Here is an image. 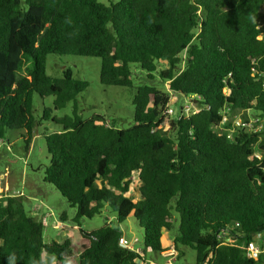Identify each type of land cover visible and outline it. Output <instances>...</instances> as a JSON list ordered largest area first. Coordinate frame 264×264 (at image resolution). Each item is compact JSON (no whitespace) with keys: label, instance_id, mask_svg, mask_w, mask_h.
Listing matches in <instances>:
<instances>
[{"label":"trees","instance_id":"1","mask_svg":"<svg viewBox=\"0 0 264 264\" xmlns=\"http://www.w3.org/2000/svg\"><path fill=\"white\" fill-rule=\"evenodd\" d=\"M263 10L264 0H0V143L23 130L30 152L44 122L60 126L45 134V182L76 209L78 226L107 208L118 225L132 216L144 229L143 254L161 255L177 220L174 247L194 250L196 264H264L244 248L259 235L264 244V129L233 140L218 131L226 111L264 120ZM50 56L99 58L101 84L125 89L137 66L198 109L176 115L165 131L171 96L144 84L133 126L85 119L78 102L89 83L71 69L48 75ZM36 95L55 98L40 117ZM70 103L71 116L55 115ZM44 231L24 196L1 199L0 264H147L120 246L124 233L111 222L80 229V246L47 243Z\"/></svg>","mask_w":264,"mask_h":264},{"label":"rangeland","instance_id":"2","mask_svg":"<svg viewBox=\"0 0 264 264\" xmlns=\"http://www.w3.org/2000/svg\"><path fill=\"white\" fill-rule=\"evenodd\" d=\"M101 3L109 4L120 0H98ZM264 13V10H263ZM264 24V15H263ZM185 58V55L182 56ZM184 65V64H183ZM165 65L163 66V68ZM66 69H71L74 77L87 81L89 89L79 97V113L85 119L101 115L106 119L107 124L121 129L133 126L134 95L139 86L144 84H154L162 91L171 96L170 107L164 113L167 121L163 125L164 130L170 128V121L176 115H181V109L191 107L197 111L196 102L193 98L180 94H173L169 90V84L162 83L157 74L155 79L150 80L146 73H142L137 66H134V87L125 89L116 86H105L100 81L101 59L74 56H50L48 58L47 73L52 77H62ZM54 97L40 98L35 96L34 103L35 115H43L44 107H54ZM173 109L178 108V113ZM73 104L60 111L55 112L58 117L66 115L71 116ZM247 117H252V112H244ZM264 122V121H263ZM59 125L52 122H44L40 130L35 134L32 143V149L27 152L23 130H9L5 139L0 143V200L7 196H24L25 206L32 216L39 221H44V238L47 243L57 241L63 243L71 240L77 245H83L86 241L83 239L80 229L86 232L96 231L110 222L113 226H119L124 233L125 238L134 242L137 238L139 243L135 248L144 250V229L131 216L125 222L118 225L117 214L110 209H105L101 215L93 219H83L81 226L75 222L77 211L71 207L70 203L64 198L57 188L50 183L45 182L46 168L50 162V155L47 149L45 134L60 131ZM258 155H261L258 152ZM5 174L6 178L2 177ZM139 184H134L132 190L139 198L137 189ZM22 193L18 195L17 193ZM66 216V220L62 217ZM179 221H175V227L171 231L165 232L164 243L169 248H174V240L178 234ZM251 250L256 251L259 257L264 256V244L259 235L255 243L250 246ZM247 251L250 250L247 248ZM142 253V251H140ZM258 257V258H259ZM143 258L147 264H166L167 259L152 250H146ZM174 264H196V252L190 248H182L178 259Z\"/></svg>","mask_w":264,"mask_h":264},{"label":"built area","instance_id":"3","mask_svg":"<svg viewBox=\"0 0 264 264\" xmlns=\"http://www.w3.org/2000/svg\"><path fill=\"white\" fill-rule=\"evenodd\" d=\"M172 113L175 111V113H178L179 109H173L171 107L170 110ZM196 110L192 109L191 107H186L185 109H181V116H189L192 113H195ZM244 112H250V111H226L223 113V119L222 123L218 128V131L221 135H227V138L229 140H233L235 138V134H238L240 131L250 132V133H260L264 129V120L260 118V116L256 114H252V117H247ZM256 156L259 157L258 152L256 153ZM18 195H21L22 193L18 192ZM23 195V194H22ZM139 239H135L134 242H131L127 238H124L122 242L120 243V246L125 249H130L133 251H136L140 255L143 256V250L135 248V244L139 243ZM254 244V243H253ZM251 244V245H253ZM250 245V246H251ZM247 251L248 255L250 257H254L258 259L259 255L258 253H255L256 251L251 250ZM142 251V253L140 252ZM178 251L174 248H169L161 253V256L167 259L166 264H174L178 257Z\"/></svg>","mask_w":264,"mask_h":264},{"label":"crops","instance_id":"4","mask_svg":"<svg viewBox=\"0 0 264 264\" xmlns=\"http://www.w3.org/2000/svg\"><path fill=\"white\" fill-rule=\"evenodd\" d=\"M2 177L6 178L5 174H2Z\"/></svg>","mask_w":264,"mask_h":264}]
</instances>
